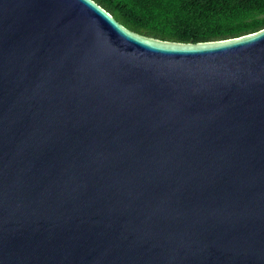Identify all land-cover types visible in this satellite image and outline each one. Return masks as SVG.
Masks as SVG:
<instances>
[{
    "label": "water",
    "instance_id": "water-1",
    "mask_svg": "<svg viewBox=\"0 0 264 264\" xmlns=\"http://www.w3.org/2000/svg\"><path fill=\"white\" fill-rule=\"evenodd\" d=\"M0 264H264V29L0 0Z\"/></svg>",
    "mask_w": 264,
    "mask_h": 264
},
{
    "label": "trees",
    "instance_id": "trees-1",
    "mask_svg": "<svg viewBox=\"0 0 264 264\" xmlns=\"http://www.w3.org/2000/svg\"><path fill=\"white\" fill-rule=\"evenodd\" d=\"M127 30L179 43L236 38L264 29V0H93Z\"/></svg>",
    "mask_w": 264,
    "mask_h": 264
}]
</instances>
